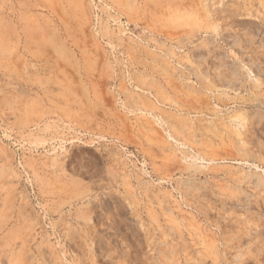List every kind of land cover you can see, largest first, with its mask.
Here are the masks:
<instances>
[{"label":"rangeland","instance_id":"rangeland-1","mask_svg":"<svg viewBox=\"0 0 264 264\" xmlns=\"http://www.w3.org/2000/svg\"><path fill=\"white\" fill-rule=\"evenodd\" d=\"M0 264H264V0H0Z\"/></svg>","mask_w":264,"mask_h":264}]
</instances>
